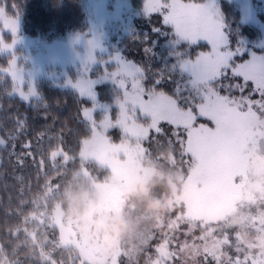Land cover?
<instances>
[{"label": "trees", "instance_id": "16d2710c", "mask_svg": "<svg viewBox=\"0 0 264 264\" xmlns=\"http://www.w3.org/2000/svg\"><path fill=\"white\" fill-rule=\"evenodd\" d=\"M0 2L7 12L20 15L22 32L29 35L53 38L84 30L88 25L84 0ZM131 2L138 6L140 0ZM221 8L231 45L258 37V29L242 22L240 11L231 2L221 0ZM258 15L264 19V13L258 12ZM135 25L134 39L121 42L123 53L138 62L147 87L154 84L156 89L171 94L177 81H181L177 68L173 69L174 73L169 71L177 60L176 53L183 54L191 48L188 55L194 57L207 47L206 43L191 46L181 42L175 48L167 46V30L163 29L159 14L140 16ZM257 51L264 57V47L257 48ZM247 56L244 52L236 56V60L243 61ZM239 78L233 76L231 82H239ZM154 80L161 83L157 85ZM249 84L251 82L246 84V90L252 87ZM104 88L101 85L97 87L98 95L108 100ZM36 89L37 98L23 99L12 94L8 80L0 75V140L4 141L0 144V264H79L81 257L77 249L60 244L57 228L42 210L57 200L62 203L63 196L75 185L90 182L92 178L97 180L96 176L103 179L107 169L76 158L78 141L87 133L88 126L81 113L90 101L71 88L56 86L47 80L40 81ZM222 90L230 95L238 92L233 86ZM159 126L162 135L158 139L161 141L168 138L175 141L174 132L179 133V138H185L182 128L177 129L167 122H161ZM149 135L157 138L154 130ZM161 141L143 142V165L155 171L147 183L148 192L140 203L144 207L145 201L158 200L165 208L162 213L151 216L149 221L147 218L145 224L148 226L141 236L138 234L141 242L128 249L118 264H146L154 254L160 253L158 246L162 242L168 251L164 256L165 264H237L235 259L246 257L248 242L254 237H241L239 226L234 222L239 208L227 218L204 222L187 215L183 199L167 204L171 184L174 191H182L191 157H181L179 143L173 147ZM27 144L31 147L26 148ZM52 147L63 148L69 154L66 166L62 159L56 163L51 161L49 153ZM42 159L45 161L43 168L40 166ZM62 207L65 209L63 203ZM255 207L254 204L248 206L250 210ZM248 208L244 210L250 211ZM246 225H249L247 221ZM211 242L218 245L208 247Z\"/></svg>", "mask_w": 264, "mask_h": 264}, {"label": "rangeland", "instance_id": "374dc122", "mask_svg": "<svg viewBox=\"0 0 264 264\" xmlns=\"http://www.w3.org/2000/svg\"><path fill=\"white\" fill-rule=\"evenodd\" d=\"M223 1L231 2L240 11L241 21L248 23L259 31L257 33L258 37L255 39L240 40L238 45H231L225 28L221 0H205L206 3L212 5V11L218 13L219 19L224 25L223 31L227 40L225 47L234 52L239 49L238 52H235L233 61L243 63L249 61L253 56L264 58L261 52L257 51V48L264 47V19L258 15V12L264 13V0ZM182 2L203 3L204 0H182ZM84 4L88 18L87 28L53 38H44L40 35L23 33L20 15L7 12L0 2V9H3L4 16L12 19L16 18L17 20L15 34L4 28L3 23L0 22V40L12 45L11 49L0 50V75L8 80L13 93L12 77L4 70L8 69L9 61L15 57L21 79L20 82L17 81L18 89L13 94L21 97L19 92L22 90L27 96L28 89L31 87L34 95H29L27 99L37 98V84L42 80L50 81L53 85L63 88H71L90 101L87 108L92 110L93 121L99 123L105 116L110 119L115 118L119 111L116 101L123 94L122 89L105 76L106 72L114 71L120 66L113 57L119 56L122 61H130L140 67L136 60L128 58L123 53L122 40L134 39L133 35L136 32L135 20L139 19L140 16L150 17L152 14L159 13L145 14V0H140L138 6H134L131 0H84ZM162 27L167 30V46L175 48L178 43L185 42L179 41L170 25H164L162 22ZM89 41L92 42L91 48ZM199 43L206 42L200 41ZM89 51H91V60L87 59ZM201 51H210V47L207 45ZM244 52L248 54L247 58L243 61H237L236 56H240ZM195 56L191 58L195 59ZM177 69L184 80L188 79L187 73H180L179 68ZM222 78L224 79L221 80ZM232 78L233 74L229 68L212 86L220 95H227L230 98L249 97L253 91V85L249 84V87H252L246 90L248 86H246L242 77L239 78V82H231ZM84 79L93 81L91 88L88 90L92 95H82L79 89L74 87L78 81ZM140 82L146 89L155 87L154 84L148 87L145 85L144 72ZM99 85L106 87L104 91L108 94V100L99 97L97 91ZM231 86L237 88L238 92L230 95L227 91L222 90ZM241 88L244 89L243 92H241ZM156 91L162 90L156 89ZM164 93L173 95L174 92L171 94ZM252 99H259L258 94L252 96ZM139 122L147 125L150 121L146 122L141 119ZM196 123L197 125L208 123L209 126H212L210 122L203 118L197 120ZM87 124L89 125L88 121ZM183 133L185 135L184 140H186L184 129ZM248 133L233 162V172L227 186L210 190L203 185L193 184L189 179L190 173L188 172L182 191L178 193L174 191L175 188H172L173 184L169 186V197H167L166 203L180 202L183 199L187 215L202 219L204 222L227 218L231 215L230 213H234L236 208H239L240 213H234V222L239 226L241 237L246 238L253 235L254 237L248 242L249 251L246 252V257L240 258V260L235 259V262L237 264H264V118L253 120ZM106 134L114 143H119L122 136L118 128L110 129ZM143 152L144 147L143 151L139 152L132 162L125 164L121 179L109 190H102L98 186V180L90 179L91 189L108 211L121 210L126 212L132 219V226L117 247L106 250L97 244L90 243L80 230L73 225L71 220L66 218L61 201L57 200L49 208L42 210V213L48 216L49 222L57 228L60 244L73 246L77 249L81 257L79 264H118L121 256L124 255L125 258L127 255L128 249L141 242L142 238L139 241L138 234L141 236L144 228L148 226L145 224L147 218L149 217V221L151 216H155L147 213L143 204L140 203L143 195L148 192L147 183L155 171L153 168L150 169L143 165ZM125 159L121 158L122 163ZM157 172L159 171L157 170ZM83 173L85 174V172ZM107 175H110L109 169H107L105 176ZM104 178L100 181L102 182ZM137 183L145 185L146 191L138 199H129L127 193ZM246 204H249L248 206L254 204L256 207L250 210ZM246 208L250 211L244 210ZM243 210L244 212H242ZM246 221L249 225H246ZM215 244L218 245V243L211 242L207 246L214 248L217 246ZM162 245L164 246V252L168 254L165 242L160 243L158 249ZM160 255V253L154 254L153 258L148 259L146 264H165L164 256ZM220 263L224 264L223 262L217 264Z\"/></svg>", "mask_w": 264, "mask_h": 264}, {"label": "snow or ice", "instance_id": "6c2138e0", "mask_svg": "<svg viewBox=\"0 0 264 264\" xmlns=\"http://www.w3.org/2000/svg\"><path fill=\"white\" fill-rule=\"evenodd\" d=\"M144 11L145 14L159 13L163 24L173 28L179 41H185L191 46L205 41L210 51L198 52L195 59L188 55L191 48L183 54L176 53V63L169 71L174 73L173 69L179 68L180 73L188 74V79L184 80L180 76L183 83L177 81L173 95L156 91L155 87L146 89L140 82L143 78L140 67L130 61H122L119 56L113 57L120 66L114 71L106 72L105 76L122 89V97L116 101L119 111L114 119L105 116L102 121L96 123L92 119V110L83 107L82 119L87 120L89 125L87 133L78 141L76 158L91 162L97 168L109 169L110 175L105 176L102 182L96 176L98 186L102 190H109L121 179L125 164L132 162L138 153L143 151L144 141H161L158 139L159 135H162L159 125L161 121H165L177 129L183 128L186 132V140L179 138V133L174 132L173 136L177 137L175 141L168 138L161 142L173 147L175 143H179L182 149L181 157L190 155V181L210 190L227 186L231 180L233 162L249 134L252 121L264 118V58L253 56L249 61L235 63L233 56L239 49L234 52L225 47L227 40L223 31L224 25L218 13L212 11V5L205 0L203 3L145 0ZM0 22L4 28L15 34L17 20L5 17L3 9H0ZM89 45L91 48V41ZM11 46L0 40V50L11 49ZM87 59H92L91 51ZM229 68L233 76L242 77L245 84L251 82L253 91L249 97L230 98L220 95L212 86ZM4 71L11 75L15 93L18 89L17 81L20 82L21 79L15 57L9 61V67ZM92 83L93 81L84 79L78 81L74 87L79 89L82 95H92L88 91ZM160 83V80L156 81L157 85ZM240 90L243 92L244 89ZM257 94L259 99H252V96ZM19 95L27 99L29 95H34V92L29 87L27 96L22 90ZM201 118L212 126L208 123L197 125V120ZM141 119L150 122L145 125L139 122ZM114 128H118L122 133L119 143H114L106 134ZM153 130L157 133V138L150 137L149 134ZM3 143L4 141L0 140V144ZM25 147L30 148L31 145L27 144ZM28 154L32 155L31 152ZM122 157L126 158L123 163ZM49 158L53 163L62 159L64 166L69 163V154L63 148L52 147ZM20 163L23 164V160ZM44 164L42 159L41 168ZM163 249V245L158 249L162 257L168 255Z\"/></svg>", "mask_w": 264, "mask_h": 264}, {"label": "clouds", "instance_id": "9594fccd", "mask_svg": "<svg viewBox=\"0 0 264 264\" xmlns=\"http://www.w3.org/2000/svg\"><path fill=\"white\" fill-rule=\"evenodd\" d=\"M145 191V185L137 183L129 189L127 197L138 199ZM62 203L66 218L71 220L90 243L106 250L117 247L132 226V219L126 212L108 211L101 204L88 181L75 185L71 192L63 196ZM164 208L165 205L158 200L144 202L145 211L153 215L162 213Z\"/></svg>", "mask_w": 264, "mask_h": 264}]
</instances>
